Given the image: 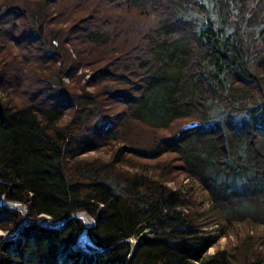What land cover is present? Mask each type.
I'll return each mask as SVG.
<instances>
[{
  "label": "trees",
  "instance_id": "16d2710c",
  "mask_svg": "<svg viewBox=\"0 0 264 264\" xmlns=\"http://www.w3.org/2000/svg\"><path fill=\"white\" fill-rule=\"evenodd\" d=\"M134 239L128 264H264V0H0V264Z\"/></svg>",
  "mask_w": 264,
  "mask_h": 264
},
{
  "label": "rangeland",
  "instance_id": "374dc122",
  "mask_svg": "<svg viewBox=\"0 0 264 264\" xmlns=\"http://www.w3.org/2000/svg\"><path fill=\"white\" fill-rule=\"evenodd\" d=\"M80 73V72H79ZM86 74H85V77H84V81L85 80H87L88 78H89V75H88V73H87V71L85 72ZM187 125H189V124H187ZM186 126V125H185ZM184 126V127H185ZM179 181L183 184V185H185V184H187V185H190V184H192L189 180H187L186 178H184L183 176H180V179H179ZM169 186H171V187H173V188H175V186H173V184H171V183H169ZM192 186L194 187V188H196V189H198L197 187H195L193 184H192ZM204 193H202L201 191H199V192H197V195H199V197L200 198H203V195ZM5 204V203H4ZM3 204V205H4ZM22 206V205H21ZM24 207V206H23ZM17 211H19L21 214H23V216H24V210H20V209H17V208H15ZM26 209V208H25ZM81 214H84V213H80V214H77V215H81ZM26 215H27V213H26ZM86 215V214H85ZM87 216V215H86ZM81 217V216H80ZM28 218V217H27ZM88 218H89V216H88ZM81 219V218H80ZM90 220H91V224H93V220L91 219V218H89ZM24 220H25V217H24ZM84 221V220H83ZM35 223H38L39 225H42V226H50V225H52V222L49 220V219H41L40 221H38V222H35ZM208 230H210V231H213L214 233L216 232V230H215V227H212L211 229H208ZM4 237L5 238H7L8 236L7 235H4ZM138 241V239H134V240H131V242H132V244L133 243H135V242H137ZM228 241H233V238L232 237H230V239L229 238H227V237H222V238H220L216 243H215V245L214 246H212L211 248H209L208 249V251H207V255H210V254H213L214 253V251L216 250V249H221V248H223L227 243H228ZM88 243V241H87V239L84 241V242H82V241H80L79 242V239H78V245H79V247H82L83 248V246L84 245H86ZM131 246V245H130Z\"/></svg>",
  "mask_w": 264,
  "mask_h": 264
},
{
  "label": "water",
  "instance_id": "95a60500",
  "mask_svg": "<svg viewBox=\"0 0 264 264\" xmlns=\"http://www.w3.org/2000/svg\"><path fill=\"white\" fill-rule=\"evenodd\" d=\"M193 126H195V124H189V125H186V126L184 127V129H187V128H190V127H193ZM11 204H13V203H5L4 206L14 208ZM16 204H19V203H16ZM19 205H20V204H19ZM20 206H21V205H20ZM22 207H23V206H22ZM23 208H24V217H25V220H24V222L22 223V225L19 227V229L17 230V232H18L22 227H24V226H26V225H28V224H38V223H35V222H33V221H30V220L27 218V215H26L27 211H26L25 207H23ZM14 209H15V208H14ZM80 216H81V215H80ZM80 216H79V215H73V216H71V217H79V218L82 219V217H80ZM89 218H90V217H89ZM82 220H83V219H82ZM65 221H66V220H62V221L56 222V227H55V228H58V227H60L61 225H63V224L65 223ZM38 225H39V224H38ZM92 225H93V224H92ZM92 225H91V226H92ZM91 226H89V227L86 229V231H87ZM126 242L129 243V244L131 245V251H130V254H129L128 259H127V261H126V264H128L129 261H130V259L133 257V255L135 254V252H136V250H137V245H138V243H140V239H138V241L135 242V243H133V244H132L131 240L126 241ZM79 248H81V250H83L82 247H79Z\"/></svg>",
  "mask_w": 264,
  "mask_h": 264
},
{
  "label": "bare ground",
  "instance_id": "6f19581e",
  "mask_svg": "<svg viewBox=\"0 0 264 264\" xmlns=\"http://www.w3.org/2000/svg\"><path fill=\"white\" fill-rule=\"evenodd\" d=\"M14 208H17V209H20V210H24V208L22 206H20L19 204H16V203H13L11 204ZM81 217L82 219L84 220V230L83 232L81 233V235L79 236V242L82 241L84 242L86 239H87V236H86V229L91 226V220L88 218V216H86L85 214H81Z\"/></svg>",
  "mask_w": 264,
  "mask_h": 264
}]
</instances>
